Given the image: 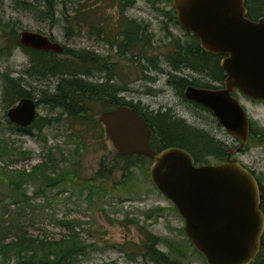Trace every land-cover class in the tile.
<instances>
[{
    "label": "rangeland",
    "instance_id": "374dc122",
    "mask_svg": "<svg viewBox=\"0 0 264 264\" xmlns=\"http://www.w3.org/2000/svg\"><path fill=\"white\" fill-rule=\"evenodd\" d=\"M131 1L134 3L125 12L124 18H128L142 27L148 26L147 34L150 35L153 46L149 55L162 58L159 66L165 73H159L145 59L142 62L134 63L130 55H127L126 58L118 57L115 48L111 47L107 41L100 40L94 30H89L88 27L83 28L81 33H78V29H76V35L68 37L60 16L58 23L52 25L48 21L40 20L35 14L23 10L21 5L15 3V0H0V45L3 41L1 31L4 26L9 24L19 33L25 30L40 32L60 42L66 49L63 54H57L60 60L74 58L70 51L77 54L88 52L91 59H99L106 66L118 64L114 67L116 78L124 81V84L122 82L114 83L118 85L113 88L118 99L122 98L142 110L144 108L168 109L177 117L186 119L188 123L197 128L196 130L203 131L218 142L224 141L228 147H232L234 144L238 147L239 142L224 130L211 113L191 108L192 106L190 107L184 101L183 96L178 95L168 82L170 74L175 75L163 57L168 54V48H170L168 44L174 40L184 46L186 39L180 25L173 23L166 15L173 9L172 2L169 0ZM66 2L70 9L84 10V6L89 7L90 12L85 16V19L93 24L104 20L106 25L108 24L105 39H109L108 34L110 35L113 28H116L121 22V15L117 7L110 6L109 0H66ZM69 11L75 13L76 10ZM164 29H168L169 33H165ZM170 35L173 38H170ZM32 60L33 57L22 48L16 49L6 58H0V79L5 72H10L16 79H23V87L38 102V117L46 119V121L60 118L61 124L44 127L40 137L34 128L31 130L35 131L33 136L18 132L15 126L9 123L7 114L13 106L4 101L2 83L0 82V122L2 125L0 140H7L15 148H22V151L30 153L28 157L19 158L17 162L8 163V161L0 160V167L7 166L10 171L26 170L30 173L34 167L47 161L48 151H51L56 155L55 158L63 163L60 164L61 169L72 172V174L75 173L76 176L75 178L68 177L67 182L55 188L45 189V194L40 192L42 183L34 179L28 181V209L23 224L28 235L34 239L59 241L66 239L71 234V231L63 223L68 222L72 225L75 223V230L80 234L81 240L90 246L89 254L81 259L80 264H156L146 259L142 252L141 255H134L132 249H128V251L121 249L122 247L123 249L130 248L132 243L136 244L133 248L141 247L139 244L144 239L142 228L146 226L149 231L159 236L163 241H168L176 247L180 245L184 247L183 264H207L205 258L193 248L189 241L185 233V220L174 204L153 186L149 175L151 166L149 161L143 170L135 169L136 184L133 186L135 187L133 193L111 189L109 183L106 194L95 195L93 201H89L87 192L84 191V194H81L84 180L91 179L100 170L102 160L110 161L116 151L106 137L97 144L95 141L91 143L89 139H86L88 149H84L83 156L78 157L81 161L75 169V162L78 159H75L73 155L76 150L75 143H77L78 133L84 129L78 124L70 129V124L60 109H51L41 102L46 92L51 94L56 92L61 79L60 77L37 78L36 75L28 74ZM105 70L95 66L82 68V71L86 73L79 77L92 84L106 83L107 72ZM124 88L126 90H121ZM242 103L248 116L255 120L259 129L264 128V105H254L244 100ZM106 110L108 109L103 103L97 106L95 118L98 119L100 114ZM45 137L48 139L47 142L42 140ZM248 144L245 145V148L249 152L244 157L238 156V159L249 168L255 167L258 174L264 175V142L250 140ZM201 145H203L202 140ZM104 146L107 147V150H102ZM206 159L212 165L220 162L212 155H208ZM104 166L107 169V165ZM120 177L118 174L115 180L121 182ZM91 183L99 186L105 185V181ZM0 185V201H2L1 199L6 197L5 194L8 191L3 183ZM9 203L8 198L3 203L0 202V224L5 222L3 220L8 219L10 209L14 208V206L9 207ZM156 209H161L162 214L158 220H154L155 216L153 215L152 219L146 220L145 213H152ZM12 239L13 236L9 235V240ZM159 248L166 253L169 251L164 244H161Z\"/></svg>",
    "mask_w": 264,
    "mask_h": 264
},
{
    "label": "trees",
    "instance_id": "16d2710c",
    "mask_svg": "<svg viewBox=\"0 0 264 264\" xmlns=\"http://www.w3.org/2000/svg\"><path fill=\"white\" fill-rule=\"evenodd\" d=\"M109 1L110 6L117 7L121 15V22L116 26L117 29L113 28L111 34H108L110 40L105 39L108 24L106 25L104 20H100L98 24H93L85 19V16L90 12L87 6H84V10L75 8L70 9L68 8L66 0H15V3L21 5L23 10L35 14L40 20L48 21L52 25L58 23L60 16L64 22V30L68 37L75 36L76 29H78V33H81L83 28L88 27L89 30H94L95 34L100 37L101 40L107 41L111 47L115 48L118 57L126 58L127 55H130L134 60L139 56L158 70L156 62L157 57H151L149 55L150 50H153V46L152 40L147 37L149 36L147 34L148 26L143 27L146 37L142 41V45L139 46L138 24L132 22L128 18H124L125 12L134 2L131 0ZM148 1L156 2L161 0ZM169 1L172 2V0ZM246 1L247 4L251 3V6L257 11L255 13L256 15L252 13V16L256 17L263 13L264 0ZM69 10L76 11L75 13H71ZM166 15L169 16L173 23L178 25L174 9H172L171 12H167ZM139 27L142 26L139 25ZM164 31L165 33H169L168 29H164ZM1 32L3 39L0 45L1 59L10 56L16 49L22 48L33 57L28 74L36 75L37 78L60 77L61 80L56 92L54 94L46 92L41 102L51 109H60L62 114L66 116V121L70 124V129L77 124L83 127L84 130L80 131L77 135V143H75L76 150L73 154L75 159L82 157L83 150L88 149L86 139H89L91 143L95 141V144L104 140V127L99 121V118L96 119L94 116L97 106L102 105V103L105 104V99L111 100L115 108L122 105H132L122 98L118 99L113 90V88L118 86L114 84L115 82H122V84H124L123 80H117L116 78L117 74L115 73L114 67L118 64H111L108 67L100 62V60L91 59V55L88 52L77 54L70 51V54L74 58L70 60H60L57 54L36 51L21 45L19 41L20 33L9 24L4 26ZM169 37L173 38L171 35ZM184 38H186L184 40V46L174 40H171L170 44H168L170 48H168L169 51L166 55V61L169 63L171 70L176 71L180 69L179 67L182 65L193 71L214 74L222 78L225 74L224 70L220 67V60L222 57L214 56L203 51L200 46V41L195 35L187 33ZM135 62L134 60V63ZM92 66L101 70H108L109 78L106 83L95 85L79 77V75L86 73L82 71V68ZM173 77L174 76L170 74L169 84L179 86L180 80L178 83H175ZM23 81V79L14 78L10 72L2 74L0 82L2 83L3 99L8 105H16L22 98H32L31 93L23 87ZM121 90L126 89L124 88ZM105 105L108 109L106 111H109V109L113 110L111 106ZM132 106L135 107L134 105ZM138 111H140V109ZM60 120V118H54L46 121V119L37 117L36 121L30 127L19 128L14 126L18 132L32 136L35 131L31 130L34 128L37 130L40 137L44 127L53 124L60 125ZM53 121H56V123H53ZM170 122L172 121L170 120ZM9 123L12 124L10 121ZM151 124L152 128H155L152 138L155 139L158 152L168 147L186 149L193 155L196 165L210 164L206 159L208 155L217 158L220 161L219 163L226 161L224 144L208 136L203 131L195 130L184 124L183 135L178 129L179 124H182L181 121H175L173 124L164 122V130L158 127L156 128L155 123H152V121ZM1 128L2 125L0 122V129ZM42 140L45 142L48 141L47 137L42 138ZM201 140L203 145H201ZM103 149L106 150V146H104L102 150ZM29 154L28 151H22V148H15L7 140L2 139L0 142V160L2 161H8V163L17 162L19 158L28 157ZM47 157L46 162L34 167L30 173L26 170L10 171L7 166L0 167V184L3 183L8 191L5 194L6 197L1 199L2 201L0 202L3 203V201L8 198L10 201L8 206H14L13 209H10L8 219L3 220L6 223L1 222L0 224V264H80L81 259L87 257L89 254L90 246L87 245L85 241L81 240L80 234L75 230V223L74 225L68 222L63 223L71 231V234L66 239H61L59 241L34 239L25 231V226H23V224L28 209V181L34 179L42 183L40 192L45 194V189L55 188L67 182L69 180L68 177L75 178L76 176L75 173L72 174V172H66L61 169L63 163H60L58 159L55 158L56 155L53 152L48 151ZM79 158L76 159L75 169L76 165L81 161ZM148 161L151 163V160L145 156L131 155L123 157L118 153L117 155L115 154L110 163H108L107 160H102L100 163V170L91 179L84 180L81 194H84V191L87 192L89 201H93L95 195L106 194L109 183L111 184V189L133 193V191L135 192V187L133 186L136 184L134 171L138 168L143 170L145 166L147 167L146 164ZM104 165H107V169ZM118 174L121 176V182L115 180ZM103 181H105V185L103 186L91 183ZM122 185L124 186L121 187ZM152 215L155 216L154 220H158L162 215L161 209L153 210L152 213H145L146 220L152 219ZM142 229V236L144 239L142 243L139 244L141 247L133 248L136 244L132 243L130 248L123 249L122 247L121 249L125 251L132 249V254L134 255H141L142 252L146 259L156 264L184 263V247L182 245L176 247V245H171L168 241H163L159 236L149 231L146 226ZM9 235L13 236L12 240H9ZM161 244L168 247L169 251L167 253L159 248ZM252 264H264V235L262 238L261 251Z\"/></svg>",
    "mask_w": 264,
    "mask_h": 264
},
{
    "label": "water",
    "instance_id": "95a60500",
    "mask_svg": "<svg viewBox=\"0 0 264 264\" xmlns=\"http://www.w3.org/2000/svg\"><path fill=\"white\" fill-rule=\"evenodd\" d=\"M172 5L180 27L199 39L203 51L222 57L220 66L226 74L225 89L188 87L185 97L210 110L224 130L245 146L250 120L233 94L239 90L246 97L264 100V18L249 19L245 0H172ZM19 41L36 51L65 52L60 42L40 32L22 31ZM7 116L16 127H30L38 117V102L22 98ZM99 121L117 153L152 161L153 186L174 204L185 220L189 241L207 264L254 263L264 235L260 191L250 170L231 156L233 150L225 162L196 165L183 148L153 150L152 131L131 106L105 111Z\"/></svg>",
    "mask_w": 264,
    "mask_h": 264
},
{
    "label": "flooded vegetation",
    "instance_id": "af4514ba",
    "mask_svg": "<svg viewBox=\"0 0 264 264\" xmlns=\"http://www.w3.org/2000/svg\"><path fill=\"white\" fill-rule=\"evenodd\" d=\"M245 8L248 11L247 17L249 19H251L252 21L257 22L259 19L264 18V7H263V13H261L260 15H257L256 17L255 16H252V13H253V15H256L255 13L257 11L254 9V7L251 6V3L250 4L249 3L247 4V1L246 0H245ZM137 31H138V42L140 40V45L139 46H141L142 45L141 43L145 39L146 35H145L144 31H143V27H139V25L137 27ZM184 33H185V35H187V33H190V32L184 31ZM147 37L151 38L150 35L147 36ZM99 39L101 40L100 37H99ZM163 57H164L165 60H167L166 56H163ZM135 58H136V56H135ZM134 60L136 62H138V63L144 61V59L142 57H139V56H137V58L134 59ZM161 61H162V58L158 56L157 57V61H156L157 62V65H158V71H159V73H161V72L165 73V71L162 70L161 67L159 66V64H160ZM220 62H221V60H220ZM107 66L109 67V65H107ZM179 68L180 69L174 71L176 76L174 75L173 81L175 83H178L179 80H180V84H179V86L173 84L172 87L174 88V90H176V92H177L178 95H182L183 96V98L185 99L184 101L188 105H190V107L192 106L191 108H194V109H197V110H202V111L211 113L210 110H208L204 106L199 105V104H197V103H195L193 101L188 100L185 97V91H186V89L188 87H194V88H198V89L223 90V89H225V86H226L225 85L226 74H224V76L221 78L220 76L217 77V75H214V74L212 75V74H205V73H203L201 71H193V70L187 69L186 67H183L182 65H180ZM183 71H184V74H183ZM105 72H107L106 79H108L109 78V72H108L107 69L105 70ZM139 76H140V74L138 75V77ZM158 76H159V74H158ZM168 82L170 83V81H168ZM183 82H184V84H183ZM233 96L235 98H238L241 103L244 100L245 102H248L250 104H254V105H257V104L264 105V100H258V99H253V98L246 97L243 94H241V92L239 90H236L235 93L233 94ZM106 100H109V99H105L104 102ZM109 101H110V103H106L105 102V104L111 106L112 109H114L115 107H114L113 102L111 100H109ZM127 103L130 104V102H128V101H127ZM242 105H243V103H242ZM135 107H133V108H135L137 110V112L144 117L145 121L148 123V125H149V127H150V129L152 131L151 137L149 139V144H150L151 148L153 150H155V151H157L158 149L156 148V145H155V143H156L155 142V139L152 138L153 133L155 132L154 131L155 128H152L151 121H152V123H155L156 128L158 127L161 130H164V128H163L164 122H169V124H173L175 121H181L182 124H179L178 129H179V131L181 133H183V135H184V124L187 127H191V128H193L195 130L197 129L194 125L188 123V121L186 119H182L180 117H177L174 113H171L168 109L167 110H152V109H149V108H144L143 109L144 111L142 109H140V111H138L139 108L137 106H135ZM243 107H244V105H243ZM170 120L172 122H170ZM249 120H250V138H249V142L248 143H250V140H253V141L255 140V141H259L260 143H263L264 142V128L259 129V127L256 125L255 120H253L250 116H249ZM157 142H158V140H157ZM220 142L222 144H224L225 145V148H226L225 149V152H224V154H225V160H227V158H228V156L230 154V150H233V151H231L232 152L231 153V156L232 157H236L237 159H238V156H243L244 157L249 152V151L246 150L245 146H243V147L240 146V142H239V146L238 147L235 144L232 147L231 146L228 147V145L224 141H220ZM226 145H227V147H226ZM246 145H249V144H246ZM239 147H240V153H235V151ZM106 150H107V147H106ZM116 155H117V152H116ZM110 161L108 160V163H110ZM246 167L250 170V172L253 174V176L255 177V179H256V181L258 183L259 191H260V198H261L260 200H261V205H262L261 210L264 213V175L263 174L262 175L261 174H258L257 169L255 167L253 168V166H252V168H249L248 166H246Z\"/></svg>",
    "mask_w": 264,
    "mask_h": 264
}]
</instances>
